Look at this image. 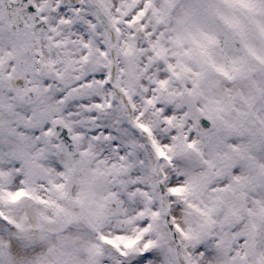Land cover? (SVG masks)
Segmentation results:
<instances>
[{
  "label": "snow or ice",
  "instance_id": "1",
  "mask_svg": "<svg viewBox=\"0 0 264 264\" xmlns=\"http://www.w3.org/2000/svg\"><path fill=\"white\" fill-rule=\"evenodd\" d=\"M0 264H264V0H0Z\"/></svg>",
  "mask_w": 264,
  "mask_h": 264
}]
</instances>
